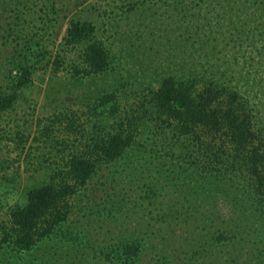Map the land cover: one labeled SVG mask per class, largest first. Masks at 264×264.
Segmentation results:
<instances>
[{"label": "trees", "instance_id": "1", "mask_svg": "<svg viewBox=\"0 0 264 264\" xmlns=\"http://www.w3.org/2000/svg\"><path fill=\"white\" fill-rule=\"evenodd\" d=\"M126 1L132 11L147 2ZM24 4L15 5L17 20ZM40 47L10 43L0 120L32 86ZM64 48L77 51V77L111 70L91 19L70 21ZM119 97L92 99L89 126L64 115L60 141L63 121L45 125L51 148L42 154L62 162L26 183L10 206L0 223V264H264V132L243 95L169 73L135 111H124ZM130 182L139 184L125 193Z\"/></svg>", "mask_w": 264, "mask_h": 264}, {"label": "rangeland", "instance_id": "2", "mask_svg": "<svg viewBox=\"0 0 264 264\" xmlns=\"http://www.w3.org/2000/svg\"><path fill=\"white\" fill-rule=\"evenodd\" d=\"M146 1L132 11L126 0H0V80L11 69L10 43L37 41L42 48L32 86L0 120V223L9 221L26 183L62 162L42 154L51 148L45 125L63 121L56 124L58 140L68 125L64 115L89 126L90 102L106 92L116 91L124 111H135L166 74L215 81L243 95L264 132V0ZM17 3L24 4L20 20ZM74 18L96 22L110 52L109 73L75 76L77 51L64 48ZM136 184L127 183L125 193ZM219 209L234 216L223 204Z\"/></svg>", "mask_w": 264, "mask_h": 264}]
</instances>
